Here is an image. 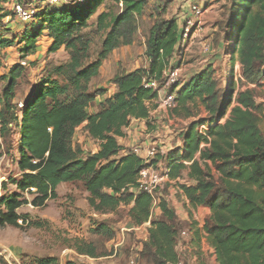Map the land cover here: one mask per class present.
I'll list each match as a JSON object with an SVG mask.
<instances>
[{"label": "trees", "instance_id": "16d2710c", "mask_svg": "<svg viewBox=\"0 0 264 264\" xmlns=\"http://www.w3.org/2000/svg\"><path fill=\"white\" fill-rule=\"evenodd\" d=\"M35 1L42 7L18 41L22 57L38 52L39 39L46 32L52 39L49 52L64 49L68 58L49 67L20 109L15 99L20 79L27 76V66L19 63L0 75V134L7 141L18 130L20 176L10 179L16 190L0 196V227H22L20 207L44 206L57 197L60 184L82 182L89 192V206L97 213L114 212L126 204L131 205L129 216L135 226L151 223L145 247L153 253L156 264L179 263L181 235L176 213L165 198H160L164 218L152 220L154 197L137 190L143 159L120 144L118 137L125 135L132 119H149V103L158 94L144 86L143 78H161L165 69L176 67L171 61L181 41V26L176 19L163 17L165 7L159 10L146 39L149 64L130 71L119 69L112 78L116 91L92 111L96 98L105 93L92 89L93 79L114 50L133 44L139 17L150 0H116L118 5L122 3L120 10L100 12L94 30H90V19L103 0H67L61 4ZM227 11L230 69L233 74L240 65V82L246 87L237 90L231 82L220 92L212 66L173 87V115L189 118L197 114L196 105L202 104L212 123L210 141L197 130L202 120L191 122L181 132L182 146L172 148L168 155L170 180H178L186 170L194 183L181 185L184 194L193 207L210 208L202 228L195 222L189 224L192 244L198 251L205 238L219 264H264V116L255 89L249 87L264 79V0H229ZM11 14L0 12V18ZM5 29L13 36L0 35L1 49L16 44L13 28ZM95 34H103V38L92 57ZM82 125L89 137L100 142L98 151H87L74 143ZM203 141L209 146L201 148ZM209 162L215 166L217 177ZM7 181L3 182L5 190ZM26 193L33 198L29 200ZM108 230L100 224L94 232L104 234ZM71 247L94 258L109 255L105 248L85 238H75ZM39 264L59 263L47 257Z\"/></svg>", "mask_w": 264, "mask_h": 264}, {"label": "rangeland", "instance_id": "374dc122", "mask_svg": "<svg viewBox=\"0 0 264 264\" xmlns=\"http://www.w3.org/2000/svg\"><path fill=\"white\" fill-rule=\"evenodd\" d=\"M184 1L150 0L139 17V30L133 44L121 46L109 56L101 67L100 75L93 79L92 89H103L106 93L110 88L114 74L119 69L130 71L137 67L147 66L149 62L145 54L146 39L150 27L158 17V11L165 7L166 11L163 12V17L176 19L179 22L180 7ZM34 3L39 6L37 1L34 0ZM228 4L229 0H214L211 3L214 6L210 9L203 7L204 14L200 30L180 45L172 62L176 68L180 69L181 75L186 78L204 67L212 66L215 70L214 76L218 81V90L222 93L231 82H234L237 90L246 87L241 84V77L238 75L241 70L240 65L235 67L233 74L230 69V50L227 49L230 42L227 39L228 32L226 33L225 26ZM0 7L1 13L4 11L12 13L10 17L3 20L0 18V35L13 36L12 31H6L5 26L12 27L16 34L14 46L0 48V75L19 63L25 64L28 68L27 76L19 81L15 99L20 109L22 108L20 104H24L25 98L45 77L49 67L66 61L68 54L64 49L51 53L49 44L44 42L41 43V47L35 55L23 58L18 41L37 17L30 21L21 20L12 11V4L9 0H0ZM120 8L121 6L116 3V0H103L98 12L90 19V30L95 29L97 16L100 12L103 10L117 12ZM94 38L92 57L100 48L103 34H95ZM220 42L225 44V52L219 51ZM207 45H210L209 50L206 49ZM249 87L255 89L256 100L263 107L261 116H264V79ZM1 89L2 82H0V92ZM196 106L194 111L197 114L190 118L201 120L210 118L209 111L202 104ZM97 109L98 104L93 103L91 110L96 111ZM186 119L189 118L173 115L172 109L162 108L158 120H151L154 124L150 123L149 133L151 135L148 136V139L153 143L155 140L172 137L169 145L175 147L182 140H180L181 131L186 127L183 120ZM17 131L15 129L7 141H4L0 134V175L8 179L7 190L0 183V196L16 190V186L10 182V179L19 176L17 165L19 136ZM147 133L140 138L137 145L144 141ZM74 143L80 144L85 150L91 152H96L100 147V142L89 137L82 128L76 131ZM126 147L131 149L130 146ZM165 148L170 147L165 146ZM209 166L214 176L217 177L215 166L211 162H209ZM203 167H205L204 164ZM190 182L186 170L178 180L166 182L156 195L157 201L153 204L151 218L152 220L164 218L159 200L165 198L176 213L179 234L181 235L183 231L190 233L189 236L183 235L184 237H182L181 235L177 245L182 264H219L214 251L205 239L202 240L199 251L192 244L193 230L189 224L195 222L199 228H202L209 214L204 209H196L189 199L185 198L181 185ZM25 196L29 200L33 198V195L29 193H26ZM88 196L89 192L82 182H68L58 186L57 197L50 199L46 205L36 207L32 204H25L20 207L18 212L22 216L20 221L22 227H0V264H39V260L47 257L56 258L59 264H130L133 258H136V264H156L153 253L145 247L149 239L148 229L151 223L135 226L129 216L131 205L126 204H121L114 212L97 213L89 206ZM100 224L109 227L107 233L94 232ZM75 238L91 240L100 249L105 248L109 255L94 258L79 254L71 247Z\"/></svg>", "mask_w": 264, "mask_h": 264}, {"label": "built area", "instance_id": "2783aa9c", "mask_svg": "<svg viewBox=\"0 0 264 264\" xmlns=\"http://www.w3.org/2000/svg\"><path fill=\"white\" fill-rule=\"evenodd\" d=\"M67 0H45V3L57 4L65 2ZM84 2L85 0H78ZM12 4V11L23 21H30L37 17L39 13V7L36 6L34 1L27 0H9ZM122 7V3H120ZM190 9L192 15L185 18L181 27V41L179 44L182 45L187 39L191 38L198 32L201 28L202 16L204 14V8L197 4L191 3ZM206 49H210V45L206 46ZM241 77V74H238ZM186 78L180 73V69L176 67H169L164 70L161 78L154 75L145 76L143 78V84L146 88L153 89L157 92V97L153 100L157 102L158 106L164 109H173L176 106V94L173 92V87L177 85H182ZM21 107L24 106L23 103L20 104ZM211 118V115H210ZM210 118L202 120L198 124V132L210 141L211 137L208 134L209 125L212 123ZM201 120L198 118H190L183 120L186 127L193 121ZM225 118L219 120L220 123L224 122ZM185 127V128H186ZM182 132V131H181ZM209 146V142L203 141L201 148ZM172 148H165L160 144L159 140H155L153 143L149 144L147 148L142 146V143L135 145L131 150L137 155L141 156L143 159V167L140 169L138 174V186L137 190H142L154 197L156 203L158 190L168 181H170V171L168 155ZM7 179L5 176L0 175V183L3 184ZM150 223V222H148ZM183 235L189 236L188 231H183ZM130 264H136V258H133ZM182 264L180 260L179 263Z\"/></svg>", "mask_w": 264, "mask_h": 264}, {"label": "crops", "instance_id": "0c3cea01", "mask_svg": "<svg viewBox=\"0 0 264 264\" xmlns=\"http://www.w3.org/2000/svg\"><path fill=\"white\" fill-rule=\"evenodd\" d=\"M214 0H185L182 4H181V7H180V13H179V22L178 24L182 27V24L185 20L186 17L192 15V12H191V9H190V4L191 3H197L199 5H201L202 7H204L205 9H210V7H213L214 5H211V3L213 2ZM120 5V4H119ZM42 7V6H41ZM41 7H39V10H41ZM107 11V10H106ZM40 39L42 40H39V44H40V47H41V43H44V42H47L49 44V47L52 43V39L51 37H49L47 35V33L45 32L41 37ZM128 46V45H127ZM179 48V47H178ZM219 51H222V52H225L226 50V46L223 42H220V45L218 47ZM115 51V50H114ZM113 51V52H114ZM112 52V54H113ZM111 54V55H112ZM175 58V57H174ZM174 58L172 59L171 61V64L174 60ZM107 60V59H106ZM105 60V61H106ZM104 61V62H105ZM205 68V67H204ZM201 70L191 74V76L199 73ZM190 76V77H191ZM189 77V78H190ZM186 78V77H185ZM189 78H186V79H189ZM117 89V86L114 84V83H111L110 84V88L109 90L104 93L103 95H99L97 98H96V101L95 103L96 104H99L101 103L105 98L107 97H111L114 92L116 91ZM149 106H150V117L148 120L146 119H132V121L130 122V124L124 129L125 131V135L123 137H118V141L120 144H122L124 147L126 146H130V148H132L133 146L137 145L138 141H140V138L143 137L144 134H146L147 132V135H146V138L144 139V141L142 142V146H144V148H147V146L149 144H151V141L148 139V136L151 135V133H149L150 129V123H153L151 122L152 119H157L160 117L161 115V107L158 106L157 102L155 101H152L149 103ZM91 110V108H90ZM154 124V123H153ZM80 128H83V125L80 126L77 130H79ZM85 133L87 134V132L85 131ZM172 137H168L166 139H163V140H159L160 144L164 145L165 146H169L170 148H174V147H171L169 144H170V140H171ZM182 139V135H181V138L180 140ZM183 144V141L181 140L178 144H176L175 147H179V146H182ZM126 145V146H125ZM100 148V147H99ZM127 148V147H126ZM99 150V149H98ZM97 150V151H98ZM95 152V151H93ZM190 179V178H189ZM190 183H187V184H192L194 183V180L190 179ZM185 198L188 199L185 195ZM196 209L198 210H201V209H204L208 214H210V208L209 207H206V206H198L196 207ZM143 225H149V223H144ZM203 227V226H202ZM205 239V238H204ZM203 239V240H204ZM206 240V239H205ZM212 249V248H211Z\"/></svg>", "mask_w": 264, "mask_h": 264}]
</instances>
